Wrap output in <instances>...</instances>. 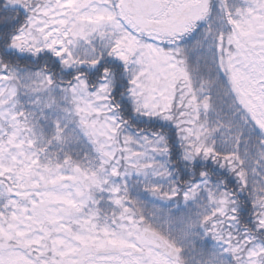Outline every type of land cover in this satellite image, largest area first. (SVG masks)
Here are the masks:
<instances>
[{
  "label": "snow or ice",
  "instance_id": "1",
  "mask_svg": "<svg viewBox=\"0 0 264 264\" xmlns=\"http://www.w3.org/2000/svg\"><path fill=\"white\" fill-rule=\"evenodd\" d=\"M0 264H264V0H0Z\"/></svg>",
  "mask_w": 264,
  "mask_h": 264
}]
</instances>
